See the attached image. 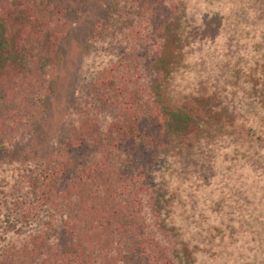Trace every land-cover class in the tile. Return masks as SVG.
<instances>
[{"label": "trees", "instance_id": "1", "mask_svg": "<svg viewBox=\"0 0 264 264\" xmlns=\"http://www.w3.org/2000/svg\"><path fill=\"white\" fill-rule=\"evenodd\" d=\"M89 1L0 0V264H183L152 170L167 129L157 65L185 0H119L85 43L94 67L64 132L46 139L60 52ZM250 63L243 144L264 169V54Z\"/></svg>", "mask_w": 264, "mask_h": 264}, {"label": "rangeland", "instance_id": "2", "mask_svg": "<svg viewBox=\"0 0 264 264\" xmlns=\"http://www.w3.org/2000/svg\"><path fill=\"white\" fill-rule=\"evenodd\" d=\"M118 5L124 6L90 0L72 20L46 139L64 132L82 91V69L94 67L83 57L85 43ZM177 8L157 65L167 129L152 175L163 225L183 264H264V169L252 161L260 150L243 144L242 129L243 105L253 107L243 89L250 61L264 54L255 33L261 23L253 18H264V0H185Z\"/></svg>", "mask_w": 264, "mask_h": 264}]
</instances>
